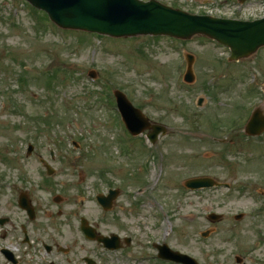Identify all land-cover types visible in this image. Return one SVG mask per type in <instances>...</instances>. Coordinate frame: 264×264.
<instances>
[{
    "label": "rangeland",
    "instance_id": "rangeland-1",
    "mask_svg": "<svg viewBox=\"0 0 264 264\" xmlns=\"http://www.w3.org/2000/svg\"><path fill=\"white\" fill-rule=\"evenodd\" d=\"M155 1L197 14L264 10V0ZM31 8L25 0H0V218L8 219L0 226V247L30 250L24 256L30 264H85L84 258L165 264L157 261L154 243L199 264H236V256L240 264H264V134L243 133L249 108L257 103L264 111V49L227 61L228 51L202 36L181 41L63 31ZM184 54L193 58L191 84L182 80ZM252 75L255 92L247 95ZM100 84L123 93L151 122L165 126L167 136L155 145L146 133L129 139L111 91L105 96ZM116 129L134 141L129 150ZM41 161L54 174L47 176ZM201 176L228 189L184 190L185 180ZM108 189L119 195L103 213L95 196ZM20 192L30 196L34 220L17 206ZM209 214L222 220L211 223ZM81 218L98 234L130 238V244L105 251L83 236ZM44 246L71 253L47 254Z\"/></svg>",
    "mask_w": 264,
    "mask_h": 264
},
{
    "label": "water",
    "instance_id": "water-1",
    "mask_svg": "<svg viewBox=\"0 0 264 264\" xmlns=\"http://www.w3.org/2000/svg\"><path fill=\"white\" fill-rule=\"evenodd\" d=\"M34 7L45 11L49 18L57 25L67 29L82 30L112 37L134 35H167L178 39H188L194 35H204L216 42L227 46L231 51V59L238 60L254 53L264 46V19L254 22H239L233 20L214 19L206 16H192L181 11L165 7L158 2L147 3L138 0H27ZM244 1V0H240ZM192 58L189 57L188 72L185 76L187 82H192L190 71ZM118 108L124 119L127 129L138 135L146 129L151 130L148 135L154 142L165 128L148 123L142 114L134 109L125 97L115 92ZM258 116V117H257ZM246 126V133L257 135L264 131V117L258 112ZM29 147V152L31 151ZM50 173V172H48ZM190 188L209 187L211 180L198 179L188 181ZM115 192L110 198L99 199L104 207L110 208ZM55 201H59L58 199ZM22 207L28 208L21 201ZM29 211V209H28ZM220 216L210 215L211 221H218ZM240 216L236 217L239 219ZM1 224L3 222L0 221ZM84 233L91 239L103 243L106 248L118 247L116 237L106 239L96 237L92 229L85 226L82 221ZM208 232L202 234L207 236ZM159 255L183 264H197L194 260L172 253L165 247H158Z\"/></svg>",
    "mask_w": 264,
    "mask_h": 264
},
{
    "label": "flooded vegetation",
    "instance_id": "flooded-vegetation-1",
    "mask_svg": "<svg viewBox=\"0 0 264 264\" xmlns=\"http://www.w3.org/2000/svg\"><path fill=\"white\" fill-rule=\"evenodd\" d=\"M25 197H26V199H27L28 204H29L30 207L32 208L31 204H33V203H32V200L29 198L30 196L27 195V193H26ZM29 202H30L31 204H30ZM32 210H34V213H35V209L32 208ZM13 233H14V232H13ZM13 233H12V235H13ZM23 234H24V236L28 239V237H27L26 234H25V231H23ZM58 249H59V248H57L56 252L59 251ZM29 251H30V250H23V252H21L20 255L16 256L15 261L13 262V264H30V262H33V261L31 260V258H29V260H27V259L24 257L26 254L29 253ZM35 251H39V250H34V252H35ZM52 251H53V250H49V251L45 250V252H46L47 254H51ZM63 251H64V253L67 254V255H69V254L71 253V250H68V249H67V250H63ZM22 253H23V254H22ZM30 260H31V261H30ZM8 264H10V263H8ZM11 264H12V263H11Z\"/></svg>",
    "mask_w": 264,
    "mask_h": 264
}]
</instances>
